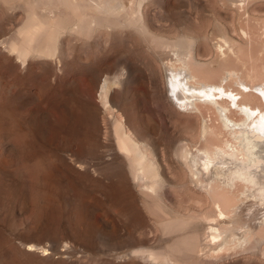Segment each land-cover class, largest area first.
<instances>
[{"label":"rangeland","instance_id":"1","mask_svg":"<svg viewBox=\"0 0 264 264\" xmlns=\"http://www.w3.org/2000/svg\"><path fill=\"white\" fill-rule=\"evenodd\" d=\"M122 1L126 5L122 16H130V24L94 29L92 38L65 32L59 57L31 56L22 63L8 50L9 40L19 37L18 29L33 13L43 17L47 11L52 16L67 11L60 5L44 11L28 5L27 0H0V264H163L143 256L147 248L164 249L170 238L145 207L142 187L135 184L134 194L119 186L110 150L115 143L112 127L116 120L153 126L170 207L185 216L212 209L211 199L203 202L202 196L189 190L195 188L190 172L175 155L178 144H189L193 150L200 146L197 135L202 115L197 109L207 106L197 103L185 112L168 97L165 67L175 62V57L162 42L165 38L175 42L182 34L195 37V56L209 66L218 60V36L224 31L251 51L248 59L263 64L264 0ZM133 2H138L137 8ZM23 5L29 9L25 11ZM136 19H144L148 35L135 29ZM243 29L250 30L252 37L247 39ZM122 57L141 72L132 86L126 84L110 92V107L106 108L100 84L109 70L116 71L114 64ZM225 83L222 86L226 87ZM165 109L169 122L162 115ZM231 109L228 115L239 120L234 103ZM205 110L218 125L211 106L210 112L209 106ZM165 123L175 126L171 144L160 128ZM33 242L51 253L45 256L39 250L28 251ZM262 247L260 251L251 245L220 256L202 253L195 260L169 263L264 264Z\"/></svg>","mask_w":264,"mask_h":264},{"label":"bare ground","instance_id":"2","mask_svg":"<svg viewBox=\"0 0 264 264\" xmlns=\"http://www.w3.org/2000/svg\"><path fill=\"white\" fill-rule=\"evenodd\" d=\"M27 3L38 9L44 8V11L60 5L67 12L52 16L47 11L44 12L43 17L33 13L18 29L19 37L17 35L10 39L9 36L8 50L17 54L19 60H23L22 63L31 56L51 59L58 56L61 49L60 38L65 32L76 35L80 33L82 37L91 35L92 38L94 35L92 32L96 31L94 29L103 27L108 30L132 22L130 16H122L126 11V5L122 0H27ZM137 3H134L135 7ZM140 5L142 7V4ZM25 8L29 9V7ZM135 13L137 14L138 11ZM136 21L135 29H140L141 33H148V29L143 24L144 19L143 21L136 19ZM219 25L215 26L222 30ZM246 29H243L242 33L249 39L252 36L250 30ZM147 33L145 34L148 35ZM4 38L8 40V37ZM165 39L162 47L169 49L175 57V62L167 63L165 67L168 97L172 102L179 103L185 112L193 110V106L197 107V103L209 106V112L211 106L212 112L217 116L216 120L219 121L217 125L212 114H209L210 117L205 115L207 107L203 108L205 113L201 108L197 109L202 115L197 135L200 146H196L193 150L189 144L182 143L178 144L175 150L177 158L188 167L191 184L195 186V188L190 187L189 190L202 196V201L211 199L213 205L211 210L202 212V215L188 216L170 207L166 202L167 192H164L168 181L161 173L158 143L152 135L153 126L149 123L138 125L136 121L126 122L125 118L116 120L114 124L112 123L115 143L110 145V150L113 152L111 157L118 172L119 186L129 189L134 194L135 184L142 187L140 197L145 207L157 218L164 236L170 238V243L167 241L168 244L163 246L164 249H148L145 246L147 249L144 247L146 250L143 251V256L148 255L154 260L162 261L163 264H170V261L195 260L197 257L200 258L202 253L220 256L223 252L245 250L251 245L259 249L264 245V108L262 107L264 63H258L253 58L248 59L251 51L227 36L224 31L218 36L216 49L218 60L208 64L209 66L200 63L195 56L197 48L195 37L182 34L175 42ZM114 67L116 71L113 73L109 70L100 84L101 97L106 108L110 107V92L126 84L132 86L141 72L139 67L124 57L118 59ZM258 81L262 84L256 85L255 82ZM224 82L226 87L222 86ZM228 87L232 88L231 92ZM132 93L131 95L134 94ZM239 96L241 99H238ZM257 101L260 103H256ZM232 103L241 116L239 120H234L228 115V112L233 110ZM165 110L162 112L164 116L168 114ZM167 116L164 120L169 122ZM160 128L168 140L167 143L171 144L175 139L173 123L170 126L165 123V126L161 125ZM198 198L200 200V197ZM255 248L249 250L254 251ZM48 249L34 242L28 247V251L39 250L45 256L51 253Z\"/></svg>","mask_w":264,"mask_h":264}]
</instances>
